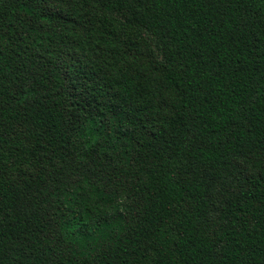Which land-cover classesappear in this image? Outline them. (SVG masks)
<instances>
[{"label": "trees", "instance_id": "trees-1", "mask_svg": "<svg viewBox=\"0 0 264 264\" xmlns=\"http://www.w3.org/2000/svg\"><path fill=\"white\" fill-rule=\"evenodd\" d=\"M0 264H264V0H0Z\"/></svg>", "mask_w": 264, "mask_h": 264}, {"label": "rangeland", "instance_id": "rangeland-1", "mask_svg": "<svg viewBox=\"0 0 264 264\" xmlns=\"http://www.w3.org/2000/svg\"><path fill=\"white\" fill-rule=\"evenodd\" d=\"M146 38L148 39V41L150 42V44L153 46L154 52L156 53L157 57L160 58V54L157 51L154 42L151 41L150 37L146 35Z\"/></svg>", "mask_w": 264, "mask_h": 264}]
</instances>
